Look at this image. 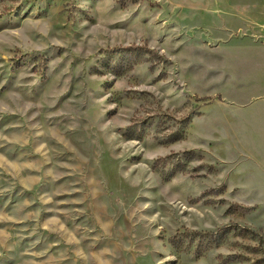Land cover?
<instances>
[{"label": "rangeland", "instance_id": "374dc122", "mask_svg": "<svg viewBox=\"0 0 264 264\" xmlns=\"http://www.w3.org/2000/svg\"><path fill=\"white\" fill-rule=\"evenodd\" d=\"M0 264H264V0H0Z\"/></svg>", "mask_w": 264, "mask_h": 264}]
</instances>
